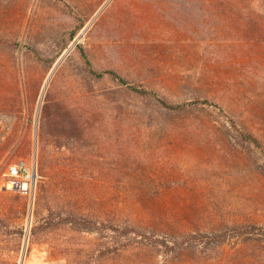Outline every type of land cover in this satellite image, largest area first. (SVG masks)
Masks as SVG:
<instances>
[{
	"label": "rangeland",
	"instance_id": "1",
	"mask_svg": "<svg viewBox=\"0 0 264 264\" xmlns=\"http://www.w3.org/2000/svg\"><path fill=\"white\" fill-rule=\"evenodd\" d=\"M251 5L0 0V264H120L105 255L118 244L105 224L118 221L264 222V0ZM81 50L95 73L211 104L163 111L89 72ZM20 160L34 174L27 192L8 187Z\"/></svg>",
	"mask_w": 264,
	"mask_h": 264
},
{
	"label": "trees",
	"instance_id": "2",
	"mask_svg": "<svg viewBox=\"0 0 264 264\" xmlns=\"http://www.w3.org/2000/svg\"><path fill=\"white\" fill-rule=\"evenodd\" d=\"M252 0H197L198 12H259ZM82 51V50H81ZM87 69L92 74L109 73L140 94L151 96L163 111L184 113L192 106L210 105L206 98L170 102L157 93L129 84L113 71L95 73L83 51ZM220 111L221 108L214 104ZM237 136L259 146V140L251 133L236 128ZM81 230L98 229L97 223L83 219ZM113 231L118 243L113 250L120 264H264V222H235L213 230H197V227L173 231L168 224L162 228H142L127 221L105 224ZM108 248V246H107ZM110 257V256H109Z\"/></svg>",
	"mask_w": 264,
	"mask_h": 264
},
{
	"label": "built area",
	"instance_id": "3",
	"mask_svg": "<svg viewBox=\"0 0 264 264\" xmlns=\"http://www.w3.org/2000/svg\"><path fill=\"white\" fill-rule=\"evenodd\" d=\"M29 170L28 166L22 160L10 165L7 171L10 177L8 187L18 191L27 192L33 179V175L30 174ZM22 184L25 186L22 187Z\"/></svg>",
	"mask_w": 264,
	"mask_h": 264
},
{
	"label": "bare ground",
	"instance_id": "4",
	"mask_svg": "<svg viewBox=\"0 0 264 264\" xmlns=\"http://www.w3.org/2000/svg\"><path fill=\"white\" fill-rule=\"evenodd\" d=\"M25 185L24 184H22V187H24Z\"/></svg>",
	"mask_w": 264,
	"mask_h": 264
},
{
	"label": "water",
	"instance_id": "5",
	"mask_svg": "<svg viewBox=\"0 0 264 264\" xmlns=\"http://www.w3.org/2000/svg\"><path fill=\"white\" fill-rule=\"evenodd\" d=\"M34 175V174H33ZM33 178H34V176H33ZM33 182H34V180H32Z\"/></svg>",
	"mask_w": 264,
	"mask_h": 264
}]
</instances>
